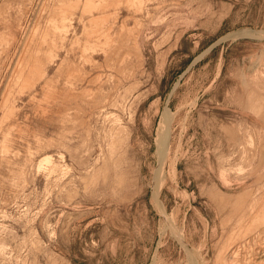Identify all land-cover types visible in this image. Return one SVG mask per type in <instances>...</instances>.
<instances>
[{
    "label": "rangeland",
    "instance_id": "1",
    "mask_svg": "<svg viewBox=\"0 0 264 264\" xmlns=\"http://www.w3.org/2000/svg\"><path fill=\"white\" fill-rule=\"evenodd\" d=\"M263 214L264 0H0V264H264Z\"/></svg>",
    "mask_w": 264,
    "mask_h": 264
},
{
    "label": "bare ground",
    "instance_id": "2",
    "mask_svg": "<svg viewBox=\"0 0 264 264\" xmlns=\"http://www.w3.org/2000/svg\"><path fill=\"white\" fill-rule=\"evenodd\" d=\"M239 33H241V32H239ZM229 35V34H228ZM227 36V35H226ZM225 36V37H226ZM170 113V112H169ZM252 138V137H251ZM249 141V140H248ZM47 156V155H46ZM166 156V155H165ZM163 159V158H162ZM263 160V159H262ZM255 217V216H254ZM253 217V218H254ZM262 218H264V214H263V217ZM254 222V221H253ZM177 231H179V230H177ZM183 233V232H182ZM183 239V238H182ZM247 242L248 241H245V243H242L240 246H238V248H236L234 251H233V255L236 257V261L234 262V263H232V264H253V263H250L249 261H251V259H249L248 260V254H250L249 253V251L247 250V248H248V245H247ZM252 245V244H251ZM260 245V244H259ZM253 246V245H252ZM255 246H257V245H255ZM243 249V250H242ZM254 251H255V253L256 254H258L259 256H260V254H264V239H262V241H261V246L260 247H258V249H253ZM251 255V254H250ZM258 255H257V257H258ZM252 256V255H251ZM256 256V255H255ZM256 257V258H257ZM254 258V257H253ZM259 258V257H258ZM260 259V258H259ZM253 260V259H252ZM262 260V259H261ZM258 261V260H257ZM253 262L254 263H256L257 264V262L256 261H254L253 260ZM227 264H229L228 263V261H227Z\"/></svg>",
    "mask_w": 264,
    "mask_h": 264
}]
</instances>
